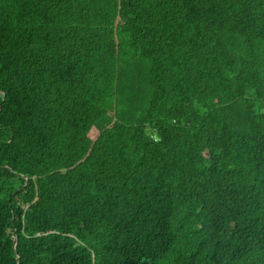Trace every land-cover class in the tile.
Here are the masks:
<instances>
[{
  "label": "trees",
  "instance_id": "obj_1",
  "mask_svg": "<svg viewBox=\"0 0 264 264\" xmlns=\"http://www.w3.org/2000/svg\"><path fill=\"white\" fill-rule=\"evenodd\" d=\"M0 264H264V0H0Z\"/></svg>",
  "mask_w": 264,
  "mask_h": 264
}]
</instances>
